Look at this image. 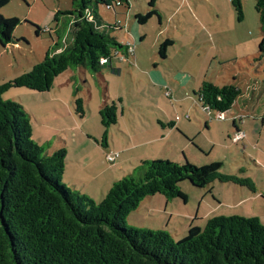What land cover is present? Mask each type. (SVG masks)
Wrapping results in <instances>:
<instances>
[{"label":"rangeland","instance_id":"1","mask_svg":"<svg viewBox=\"0 0 264 264\" xmlns=\"http://www.w3.org/2000/svg\"><path fill=\"white\" fill-rule=\"evenodd\" d=\"M129 1V9L125 5H115L112 10L99 6L100 15L108 24L120 26L121 30L111 32L119 43L132 42L129 35L143 39L140 47L131 43L137 49L135 57H114L99 71L107 84L101 82L98 72L88 70L84 80V75L74 71L72 79L73 74L68 73L50 92L11 89L3 99L21 104L29 114H34L31 124L36 143L42 144L43 133L53 145L66 140L67 128L69 144L82 145V141L90 144L98 167L91 171L93 175H101L109 171L107 167L120 163L124 165L118 169L126 171L139 166L138 162L131 167L127 159L114 165L108 163L103 155L105 149L98 145L108 131L106 142L112 152L118 153L126 145L142 144L135 152L147 151V160L179 164L188 161L198 168L221 163L223 174L249 179L254 185L252 190L215 181L198 188L186 180L179 186L187 202L159 194L150 196L130 214L125 223L127 227L164 230L178 241L187 235L191 226L203 229L215 217L258 218L264 225V55L261 57L259 53L263 32L254 0H240L242 21L234 0H155L152 8V0ZM72 9V0H10L1 9L3 17L17 18L21 23L13 33V43L6 47L0 44V85L30 72L45 58L56 39L55 13ZM152 10L158 14L146 24H138L135 15ZM37 27L41 29L39 35ZM165 39L174 43L168 47L167 60L158 56L159 44ZM110 67L120 69L121 74H112ZM70 80L72 84H68ZM204 82L240 88L242 95L238 104L231 113L225 114L224 120L217 119L216 111L204 108L198 95ZM79 97L84 99L82 120L74 109L75 99ZM105 100L118 107L120 126L107 129L102 125L98 110ZM233 115H238L237 123L246 135L237 143ZM74 119L80 126L78 131L72 129ZM163 125L168 129L174 126L169 141L143 144L155 137V130L162 129ZM143 131L150 135L144 136ZM70 149L69 157H76V147ZM135 152L122 151L125 156ZM99 157H103L104 165L101 160L96 161ZM83 167L90 174L86 158ZM123 174L116 181L122 180ZM107 178L106 175L102 180ZM97 182L101 183L100 179ZM82 190L81 193L100 202L101 196L93 195L89 186ZM221 202L223 205L218 206Z\"/></svg>","mask_w":264,"mask_h":264},{"label":"trees","instance_id":"2","mask_svg":"<svg viewBox=\"0 0 264 264\" xmlns=\"http://www.w3.org/2000/svg\"><path fill=\"white\" fill-rule=\"evenodd\" d=\"M9 2L0 0V11ZM254 2L263 32L259 44L262 57L264 0ZM124 4L130 5L129 0H72L71 11L54 15L57 39L45 58L30 72L0 85V264H264V225L258 218L215 217L203 229L191 227L178 241L164 230L125 225L147 197L159 194L187 202L179 186L186 180L198 188L220 181L253 190L251 180L223 174L221 163L198 168L187 160L183 164L145 160L133 174L115 182L97 203L63 183L66 149L48 154L50 143L42 146L33 140L28 112L21 104L3 99L11 89L49 92L56 79L71 69L99 72L107 65H101L102 59L110 63L118 55L128 57V46L111 33L120 26L108 24L99 13L100 5L112 10ZM233 4L242 21L241 1L234 0ZM155 14L152 10L135 18L144 25ZM20 23L0 13L3 47L13 43ZM40 32L37 27V35ZM172 44L170 39L160 44L161 58H166ZM198 95L205 108L226 113L241 90L233 84L220 87L204 82ZM74 109L84 118L82 98L75 99ZM117 114L115 103L105 105L100 111L102 125L108 129L117 124ZM236 131L240 130L236 127ZM107 133L102 144H106Z\"/></svg>","mask_w":264,"mask_h":264},{"label":"crops","instance_id":"3","mask_svg":"<svg viewBox=\"0 0 264 264\" xmlns=\"http://www.w3.org/2000/svg\"><path fill=\"white\" fill-rule=\"evenodd\" d=\"M130 2V1H129ZM125 5V4H124ZM126 6V8L127 9H129V7H130V5H125ZM99 13H100V11H99ZM153 17V16H152ZM103 18V17H102ZM104 19V18H103ZM159 20H161V17H160V19ZM121 30V29H120ZM54 34H55V32H54ZM114 36V35H113ZM116 39H117V41H118V37H116V36H114ZM129 37V39H131L132 40V42H127V44H123V43H121V44H123V45H129V44H131V43H133L135 46L137 45L138 47H140V45H141V43H143V39L141 38V39H139V37H137V36H128ZM53 39V38H52ZM56 39H57V37H56ZM56 39L54 40L53 39V43L56 41ZM139 40V41H138ZM166 40V39H165ZM130 41V40H129ZM119 42V41H118ZM161 44V43H160ZM160 44H159V46H160ZM174 44V43H173ZM172 44V45H173ZM131 46H132V44H131ZM133 47V46H132ZM133 50H134V56L133 55H131V56H133V57H135V53H136V51H137V49H135V47L133 48ZM168 50L169 49H167V52H166V58H161L160 57V55H159V49H158V56L161 58V59H163V60H167L168 58H167V54H168ZM131 56H128V57H131ZM128 57H126V58H128ZM110 69H111V73L112 74H121V70L120 69H112L111 67H110ZM113 70H115V71H113ZM74 71H78L79 72V74L80 75H84L85 77H84V80L86 79V72H88V69H86V68H77V69H71V70H69V71H67V72H65L62 76H60L58 79H56V81H55V83H54V85L56 84V82L57 81H60V79L62 78V77H64V76H66L68 73L70 74V73H72L73 74V76H71V79L74 77ZM98 78L101 80V82H103L104 84H107L106 83V81H105V76L103 75V73L102 72H98ZM71 83V80L70 81H68V84H70ZM72 84V83H71ZM214 84V83H213ZM202 85H203V83H202ZM202 85L200 86V88L202 87ZM216 85V84H215ZM228 85H230V84H228ZM218 86V85H217ZM224 86V85H223ZM54 87V86H53ZM221 87V86H220ZM50 92V91H49ZM47 93V92H46ZM242 93V92H241ZM242 95V94H241ZM241 95H240V97H241ZM239 97V98H240ZM107 98H109V97H106V99ZM239 98L236 100V102H235V104H234V106L232 107V109L230 110V111H228V112H226V113H231V111H233V109L235 108V106L238 104V101H239ZM84 100V99H83ZM121 101V100H120ZM113 104V103H112ZM105 105H110L108 102H107V100H105V102L102 104V105H100V108H99V114H100V111L104 108V106ZM116 105V104H115ZM118 108V107H117ZM205 108V107H204ZM119 110V109H118ZM226 113H224V114H226ZM29 114V113H28ZM76 114V113H75ZM30 115V119H31V122H32V119H33V117H34V114H29ZM76 116L78 117V118H80L77 114H76ZM123 116H124V113H123ZM235 118H234V125L237 127V129H239L240 131H241V128H240V126L238 125V123H237V118H238V115H233ZM237 117V118H236ZM82 119H84V118H80V120H82ZM36 121H38V119L36 118ZM124 124H127L126 122H124ZM121 125V122L119 121V118H118V122H117V124H115V125H113V126H111V127H118V126H120ZM173 127L174 126H172V128H170V129H168V128H166V127H164V125H163V127H162V129H156L155 130V132H154V134H155V137H153V138H151V139H149V140H147L146 142H144L143 144H146V143H150V144H152V142H157V143H160V142H165V141H169L171 138H172V135L174 134V129H173ZM72 129L74 130V131H78V130H80V126L77 124V122L75 121V119H74V126L72 127ZM69 129H65L64 130V132L66 133V140H68V138L70 137V135H69V133L67 132ZM124 133V132H123ZM127 132H125V134H126ZM143 134H144V136H146V137H148L149 135H150V133H148V132H146V131H143L142 132ZM128 136V135H127ZM89 137H91V136H89ZM92 138V137H91ZM129 139H131V140H133V137H128ZM40 139H41V143L42 144H39V145H42V146H46L47 144H49L50 143V148L48 149V154H52V153H54L55 151H57V150H59V149H62L63 147H65L66 148V151H67V157H66V167H65V172H64V174H65V176L63 177V181H64V183L67 185V186H69L70 188H72V189H76V190H78V191H83L82 190V188H84V187H88L89 186V189H90V191H92V193H93V195H96V196H101V200L105 197V193H106V191L108 190V192H109V190H110V188L113 186V184L115 183V181L117 180V179H119L120 178V174L121 173H124L123 174V178L124 177H126V176H128V175H130V174H133L134 172H135V170L139 167H137L136 169H134V170H128V171H126L124 168H120V169H118V166L119 165H124L123 163H120L118 166H116V165H114L115 163H117L118 161H120L121 159H127V164L128 165H131V167H135V165H137V163L139 162V165L141 164V162L142 161H145V160H147V159H149V156H148V152L147 151H141L140 150V153H138V152H135V151H137V149H135L136 147H139L140 145H142V144H138L137 146L136 145H126V146H124L123 148H120L118 151H116V152H118V154L120 155V157L118 156V158L116 159V161L112 164V165H114V166H109V167H107V169H109V171H104V173L103 174H101V175H98V174H96V175H93V174H91V171H93V170H95L96 168H98L97 166H96V163H95V159L92 157V153H91V145L90 144H86V143H84L83 141H82V145H75V144H69V142L68 141H66V140H60V142H58V143H56L55 145H53L50 141H49V138H48V135L47 134H45V133H43L42 135H40ZM81 140V139H80ZM46 141H48V142H46ZM43 143H45L44 145H43ZM98 143V142H97ZM99 146H101L103 149H105V151L103 152V155H105V157H106V154L108 153V152H112V151H114L113 149H111L110 148V146H109V143L108 142H106V144H98ZM71 147H76V149H75V154L77 155L76 157H69V154L71 153ZM160 147H163V145H161ZM99 150H100V148H99ZM127 151L128 153H130V152H135V153H131V154H128V155H124V153H126V152H124V153H122V151ZM120 152V153H119ZM123 155V156H122ZM141 157H143V158H141ZM87 159L88 160V162H89V173L90 174H88V172L84 169V167H83V162H84V159ZM102 161V164L104 165V160H103V157H99L98 159H96V161L97 162H99V161ZM134 165V166H133ZM116 170V171H115ZM110 172H112V173H110ZM126 173H128V174H126ZM108 176V178H107V180H102V178H104V176ZM97 179H100V182L101 183H98L97 182ZM117 182V181H116ZM90 184H92V185H95V186H97L98 188H96L95 186H90ZM86 195H88V194H86ZM89 196V195H88ZM91 197V196H90ZM148 198V197H147ZM147 198H145L144 200H146ZM93 199V198H92ZM100 200V201H101ZM143 200V201H144ZM142 201V202H143ZM223 205V202H221V203H219L218 204V206H222ZM217 207H215L214 209H216ZM129 218V217H128ZM207 218V217H206ZM202 219V218H201ZM191 227H199V226H191ZM190 227V228H191ZM189 228V229H190Z\"/></svg>","mask_w":264,"mask_h":264},{"label":"built area","instance_id":"4","mask_svg":"<svg viewBox=\"0 0 264 264\" xmlns=\"http://www.w3.org/2000/svg\"><path fill=\"white\" fill-rule=\"evenodd\" d=\"M128 46V53H129V56L131 55H134V50H133V47L131 46V44L127 45ZM116 57H123V58H126L125 56L123 55H118ZM101 65H106L109 63V60L108 59H102L101 60ZM207 110H210L208 107H206ZM211 111V110H210ZM217 119L218 120H224L225 119V114L224 113H218L217 115ZM245 133L242 132V131H238V133H236L235 135V138H234V142L237 143V142H240L241 140H243L245 138ZM119 154L118 153H115V152H109L106 154V159L108 161V163L110 164H113L116 159L118 158Z\"/></svg>","mask_w":264,"mask_h":264}]
</instances>
